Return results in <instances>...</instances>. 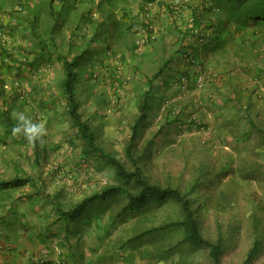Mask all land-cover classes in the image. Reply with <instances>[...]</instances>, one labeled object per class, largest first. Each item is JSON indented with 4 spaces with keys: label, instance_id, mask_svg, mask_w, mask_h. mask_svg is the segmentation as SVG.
<instances>
[{
    "label": "rangeland",
    "instance_id": "rangeland-1",
    "mask_svg": "<svg viewBox=\"0 0 264 264\" xmlns=\"http://www.w3.org/2000/svg\"><path fill=\"white\" fill-rule=\"evenodd\" d=\"M99 1L75 0L73 5H68L67 22H72L71 28L82 13H86L87 17L80 18L79 22L87 26L90 25L89 21L93 22L96 28L107 25L110 29L116 20L124 25L120 30L126 29L129 27L126 18H131L133 25L129 30L135 37H124V46L131 45L132 51H128L123 58L108 54L109 62L102 67L96 59H91V53L77 70L75 98L79 104L78 112L93 132L97 146L131 170L125 147L138 114L139 101L149 91L151 107L134 150L144 175L151 184L192 193L189 199L194 203L203 238L213 244L221 243L219 264H264V166L260 167L261 172L255 177H243L236 170L241 164L250 166L246 151L250 144L239 143L232 147L235 131L233 118L240 117L239 128L244 127L245 115L254 117V110L264 120V103L258 99L261 102H256L258 108L256 105L246 108L241 96L251 82L248 66L264 67L263 25L259 28L261 30L254 33L249 28L242 30L239 25L231 24L230 38L222 55L204 56V53H200L201 41L173 43L177 39L176 34L167 32L169 26L165 28L166 23L170 25L171 21L160 3L156 2L141 10V14H151L150 25H154L156 30L151 35L155 38L143 34L141 36L146 38L145 42L142 47H136L139 31L134 30V22L143 18L139 12V1L127 0L115 9L103 8ZM176 1H165L170 6L174 3L176 11L181 10L175 16L181 22L176 30H179V26H186L189 30V9L176 6ZM89 14H97V21H91ZM2 15L0 13V17ZM155 15L159 18H155ZM137 25L140 31L145 30L146 26L148 28L146 24ZM97 31L105 41L108 40L110 30L104 31V34L102 29ZM240 38L246 40L245 47L248 49L251 41L256 42L252 56L245 54L248 61L233 53ZM81 40L84 42L85 37H81ZM79 47L80 53L83 44ZM255 50H259L258 58ZM69 55L66 56L71 59ZM22 61L19 63L22 64ZM167 62L166 69L154 80L153 75ZM14 63L16 61L9 65L10 69L16 67ZM3 75L6 74L0 73V78ZM42 75L47 76L48 73L38 76ZM10 78H17L16 83L19 80L18 75ZM7 86L5 91H8L10 84L7 83ZM15 88L19 89V85ZM235 92L239 93L236 94L240 104L233 98ZM25 100L21 99L23 103ZM235 104L239 107H235ZM257 118H254L256 124L264 130V122ZM34 120H45L48 130L43 148H48L49 152L40 155L38 167L30 170L33 179H43L45 182V185L35 189L43 201L40 209L49 213L47 221H56L53 202L68 209L84 197L115 186L112 169L83 153V142L76 134L67 112L56 119H44L39 115ZM38 148L43 149L39 145ZM212 153L215 154L213 157ZM51 161L55 164L47 168L46 164ZM125 202L123 197L107 199L95 206L97 202L74 222H69L70 232L55 228L52 224V230H45L38 239L42 244L52 239L49 245L54 250L57 248L56 254L62 250L65 252L66 246L73 244L76 257L84 253L87 257L85 247L91 243L90 259L98 264H212L207 249L179 245L183 238L182 231H152L180 219L179 208L175 204L169 203L140 216L119 218L117 214ZM148 230L152 232L130 242L133 237ZM48 231L50 234H47ZM255 243L259 246V253L252 261L245 263Z\"/></svg>",
    "mask_w": 264,
    "mask_h": 264
},
{
    "label": "trees",
    "instance_id": "trees-1",
    "mask_svg": "<svg viewBox=\"0 0 264 264\" xmlns=\"http://www.w3.org/2000/svg\"><path fill=\"white\" fill-rule=\"evenodd\" d=\"M64 0H43L42 2L33 3L30 0H10L11 4L9 5L10 9L6 15L9 19H14L20 21L25 28L31 34L33 49L29 52L34 55L33 64L29 62H23L21 66L38 67L39 64L48 62L55 56V59L61 63L62 68V79L60 81L59 89L62 97L66 101L67 106V115L72 121L73 126L76 129V134L83 142V153L86 156H91L99 160L101 163L105 164L113 171L114 180H116L115 186L104 188L101 192L92 194L88 197H85L81 202L76 203L70 206L68 209H63L58 203L53 202V211L56 214V221L54 223L61 222L68 225L69 222H74L79 218L83 213H86V210L89 207H92L93 204L98 206L99 204L107 201V199H118L123 197L126 201L124 206L120 209L117 216L119 218L128 216H140L146 214L150 210L161 209L163 206L172 203L179 208L180 219L176 221L169 222L164 226L154 229L152 231H166V230H180L182 231V240L179 245H185L193 249L204 248L209 252V257L212 260V264H219V257L221 256V243L217 242L215 244L203 238L198 220L195 216V210L193 208L194 203L189 199V194L192 193H182L181 190L171 187H160L155 184H151L146 176L144 175L141 167L139 166V159L134 156V150L137 146V141L140 131L146 126V121L148 118V112L150 110L151 104L149 103V91H146L139 101L137 107V117L134 120L131 128L128 144L125 147V156L127 162L130 164L131 170H127L125 165L119 160L115 159L112 155L106 153L103 149L97 146L95 142V136L90 130L88 124L83 121L81 115L78 112L79 104L76 100L75 95V85L78 80L77 70L80 68V64L85 58L89 55V50H83L79 54L73 56L71 59H68V56L61 55L57 52V43L54 41V36L59 22L62 19V16L59 11H55L53 4L55 2L63 3ZM75 0H68L65 2V5H73ZM127 0H100L99 5L103 8H111L122 6ZM139 1V12L143 17L146 12L141 14V10L145 9L149 4L159 2L165 12L166 17L171 21L166 23L165 28L168 33L176 34V40L174 44L184 43V41H201L200 53L203 55L209 54L210 56H221L222 51H224L229 38L231 24L239 25L242 30L249 28L253 30L254 33H257L262 25L264 27V0H205V2H189L182 4L179 7L185 6L186 9H189V18L191 24L189 30L186 26H179V30H176L177 25H181L179 18L176 19V14L180 13L181 10L176 11L175 6L172 4L170 6L165 4L166 0H138ZM42 3V4H41ZM164 3V4H163ZM39 4H41L39 6ZM124 11V10H122ZM183 12V10H182ZM1 14H4V11H0ZM48 14L47 17L40 16L42 14ZM180 16V15H179ZM87 15L83 14L81 19H85ZM158 17L155 15V18ZM207 17V18H206ZM159 18V17H158ZM89 19L93 21L91 14H89ZM51 20V22H50ZM128 22V28L125 31L129 33V28L131 25V18H126ZM179 20V21H178ZM89 23H91L89 21ZM140 25H145V20L141 18L139 21ZM113 24V33L108 38L110 41L113 39L115 31H119L124 25H120L116 20ZM164 25V24H163ZM184 25V24H183ZM2 25L0 24V27ZM135 26V25H134ZM102 28L101 25L97 29ZM146 29V27H144ZM257 28V29H256ZM124 29V28H123ZM131 36V34H129ZM100 33H96L92 38L91 42L94 40H100ZM105 40V39H104ZM246 40L240 38L237 49L233 51L235 56L245 57L246 55L253 54V51L256 47V42L251 41L249 43L250 48L245 47ZM6 46V45H5ZM224 49V50H223ZM256 51V50H255ZM7 47L2 46L0 48V73H5L10 70L9 63H12L10 60V54ZM203 56V57H204ZM257 58L259 57V50L256 51ZM244 59V58H243ZM206 61V60H204ZM248 61V60H247ZM210 62V61H209ZM207 62V63H209ZM7 63V64H6ZM216 63V62H215ZM38 64V65H37ZM166 65V66H165ZM168 65L162 64L159 67V70L153 75V79H157L166 69ZM204 65V63H203ZM33 67V68H35ZM4 68H7L5 70ZM12 69V68H11ZM248 73H250V83H254L255 87L264 89V67L258 65L252 67L248 66ZM19 77V76H18ZM15 83L11 84V88H15ZM19 85V82H17ZM9 86V89H10ZM4 88V87H3ZM0 90V124L4 126L7 136H12V128L15 125V121L11 117V113L8 109L7 102L4 100L6 87ZM256 89V90H257ZM247 90H245L246 92ZM244 92V91H243ZM243 92L241 95H243ZM238 92H235L233 95L234 100L240 104L239 99H237ZM243 97V96H242ZM261 102L264 103V93L257 97ZM153 100V99H152ZM255 103L250 102L246 104V108H254ZM239 107L238 104L234 105ZM245 108V109H246ZM255 115H245L244 127L239 128L238 118H233V125L235 131L233 132V142H244L247 141L250 135L254 133L261 134L264 132L255 122L256 116L259 117L258 112L253 111ZM252 112V113H253ZM7 120V121H6ZM11 122H10V121ZM262 135V134H261ZM20 138V137H19ZM24 146H29L34 150H38V145L32 147L28 142L21 137L19 139ZM236 147V146H235ZM255 154H252V156ZM247 161V160H246ZM250 166L245 164L239 165V169L236 170L237 173H242L243 177H255L256 174L261 172L258 163L254 159L250 161ZM248 169H251L248 171ZM32 179L30 178H20L14 177L10 180H0V191L20 189L25 186H30ZM33 197V196H31ZM151 230L142 232L141 234L133 237L131 241L137 240L145 235H148L152 232ZM259 253V246L255 243L250 250L245 263L252 261Z\"/></svg>",
    "mask_w": 264,
    "mask_h": 264
},
{
    "label": "crops",
    "instance_id": "crops-1",
    "mask_svg": "<svg viewBox=\"0 0 264 264\" xmlns=\"http://www.w3.org/2000/svg\"><path fill=\"white\" fill-rule=\"evenodd\" d=\"M34 1L40 2L38 0H32L33 3H35ZM6 2L7 0H0V11L5 12L0 17V24L9 32L6 36V46L4 45V47H7L10 51V60H12V62L16 61V63H14L16 67L12 70L10 69L6 75L0 78V90L2 85L4 88H7V83L11 85L17 80V78H10L13 77V75L19 76V80L17 81L19 82V89H12L10 86V89L5 92L4 100L7 102L10 112L13 110L24 112L25 115L32 119L39 117V115L44 119H56L67 112L66 101L62 97L59 89L62 79L61 63L54 60V56L50 61L39 65L37 64L38 67L33 66L35 68H31L34 58V55L29 53L33 49L31 34L20 21L9 19L6 13L12 8L7 6L10 2ZM41 4H39V6ZM64 4L65 3L58 2L53 4L54 10L59 11L62 16L54 36V41L57 43V52L59 54L64 56L70 54L69 57H73L79 54L78 51L81 49L79 46L83 44V50H89V54L93 53L94 57L92 56L91 59H96V61L104 67L109 62L106 55L110 54L115 56V58H123L127 55L128 51H132L131 45L128 44V47H126L123 44L124 37L129 39L131 36H133V38L135 37V35H129L131 34V30H129V33L125 31L126 29L115 31L114 37L110 41H105L104 37L100 36L99 41L94 40L91 42L94 35L98 32L95 23H89L90 25L88 26L86 24H81L79 21L83 15L82 13L80 17L74 20L76 24L71 28L72 22H67L69 20L68 14L70 8L68 5ZM148 6H150V4ZM152 7L151 5L150 8L152 9ZM84 14L86 16V13ZM47 15L46 13L42 14L40 19L45 16L47 17ZM91 16L93 21H97V14H91ZM138 19L139 20L134 22V30L136 32L139 31L138 35L141 36L144 34L151 39L155 38L151 35V33H156L154 25L151 26L152 29L154 28L152 32V29L147 28V26L145 30L140 31V26L137 24L141 21V17ZM99 22H101V20ZM106 26L107 25H104L100 28L102 29V33L104 34V31L110 30L112 34L113 25H110V29ZM156 29L161 30L162 28ZM81 37H85L84 42L81 40ZM130 43L132 44V41H130ZM1 47L2 45L0 44V48ZM21 60H23L22 62L31 63L30 67L21 66L19 63ZM99 61L103 62L100 63ZM9 65L12 66V63H9ZM45 66L48 68V75L38 76V69H42ZM45 80L49 82L45 83ZM246 88L247 91H244L243 95H241L243 96L245 104L249 103V101L252 103L255 102L256 108H258L259 106L256 104V102H259L257 97H260L264 93V89L261 87L257 89L254 83L247 84L245 89ZM22 98H26L24 103L21 101ZM25 104L28 105L26 106ZM258 120L261 123L264 122L263 118H259ZM261 134L254 133L250 135L248 141L239 143H243V145L250 144L248 146L249 150H246L248 156L245 155L247 156V160L252 161V159H254L256 163L263 167L264 132ZM20 138L13 135L7 136L4 126L0 124V180H10L14 177L32 179L30 186L0 191V245L7 249L6 253L0 255V264H98L97 261L90 259V253L93 247L91 243H87L85 247L87 257L85 253L83 256L76 257V250L73 244L67 245V250H65V252L61 249L62 251L56 254L57 248L54 250L49 245L52 239L46 241L48 246L40 243L38 237L44 234L45 230H52L53 225L55 228H63L65 231L70 232L71 230H68L69 225L64 224V226L61 227V225H63L61 222L54 223L53 220L47 221L49 213L40 209L42 208L41 205L43 201L41 200V195L35 189L36 187L45 185V182L43 179H33L30 175L31 168L38 167L40 161L38 157L47 154L49 149L47 148L45 150V148H39L36 151L29 146H24L23 143L19 141ZM239 143L234 142L232 147H235ZM241 144L240 146H242ZM245 149L246 148H244V150ZM252 154H255V156H252ZM213 155L215 154L212 153L211 157H213ZM214 163L215 162L212 164ZM54 164L55 163L51 161L46 164V167L52 168ZM203 168L207 169L206 167ZM249 170L251 169H248V171ZM47 234H50V232L48 231ZM59 255L61 257H59Z\"/></svg>",
    "mask_w": 264,
    "mask_h": 264
},
{
    "label": "clouds",
    "instance_id": "clouds-1",
    "mask_svg": "<svg viewBox=\"0 0 264 264\" xmlns=\"http://www.w3.org/2000/svg\"><path fill=\"white\" fill-rule=\"evenodd\" d=\"M2 29L6 31L4 28ZM8 33L9 32H7V35ZM1 45L3 44L1 43ZM11 117L15 121V125L12 128L13 136L23 137L32 147L39 145L41 148H43L46 143L45 138L48 135L45 120L35 121L34 119L25 115L24 112H17L15 110L12 111Z\"/></svg>",
    "mask_w": 264,
    "mask_h": 264
},
{
    "label": "built area",
    "instance_id": "built-area-1",
    "mask_svg": "<svg viewBox=\"0 0 264 264\" xmlns=\"http://www.w3.org/2000/svg\"><path fill=\"white\" fill-rule=\"evenodd\" d=\"M195 1L196 0H177L175 3H176V6H180L182 4H186L189 2H195ZM143 19L145 20V24L148 25V28L152 29V27L150 25V23L152 22L151 21L152 20L151 14H149V13L144 14ZM6 36H7V32L4 31L3 29H0V41L3 44L2 46H4L6 44V41H5ZM145 40H146L145 37L139 36V38L136 40V47L137 46L142 47ZM47 71H48V68H47V66H45L42 69H38L37 74L40 75L43 73H47ZM15 86H18V84L15 83ZM6 252H7V249L4 246L0 245V255L3 253H6Z\"/></svg>",
    "mask_w": 264,
    "mask_h": 264
}]
</instances>
